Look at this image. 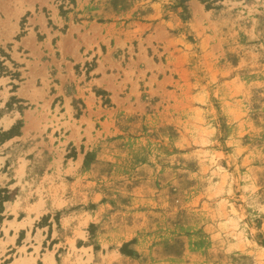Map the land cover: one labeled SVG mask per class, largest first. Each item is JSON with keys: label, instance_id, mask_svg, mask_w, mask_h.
Returning a JSON list of instances; mask_svg holds the SVG:
<instances>
[{"label": "rangeland", "instance_id": "obj_1", "mask_svg": "<svg viewBox=\"0 0 264 264\" xmlns=\"http://www.w3.org/2000/svg\"><path fill=\"white\" fill-rule=\"evenodd\" d=\"M42 231L62 264H264V0H0V264Z\"/></svg>", "mask_w": 264, "mask_h": 264}, {"label": "crops", "instance_id": "obj_2", "mask_svg": "<svg viewBox=\"0 0 264 264\" xmlns=\"http://www.w3.org/2000/svg\"><path fill=\"white\" fill-rule=\"evenodd\" d=\"M43 214H42V216H43ZM17 221L19 222V220H17ZM35 222L36 221L34 220L32 226H34ZM49 228L50 227H48V229ZM20 229H22V228H20ZM23 229H25L26 235H27L29 226L25 227ZM19 230H18V232H20ZM18 232L15 234L13 244L16 243V239H17L18 234H19ZM32 233H31V238H32ZM44 235H45V232L42 231L41 232L42 239L40 240V242L35 241L32 244L33 245L32 249H30V246H28L26 244L27 252L25 254L18 251V250H16V251L13 250V253H11V254L7 253L11 249V245H8V248H7L8 251L6 252L7 256H5L6 259H5L3 264H62L63 259L61 256H64V254H65V253H62V254L60 253V248H62L61 247L62 245L57 243V242L55 243V242L47 241V239L45 238ZM55 238H58V234L54 237L52 236V240ZM45 241H47V243H48L47 248L45 246ZM34 247L35 248L38 247V249H39L38 253H36ZM30 254H32L31 257L29 256ZM57 256L60 257L59 260L57 259ZM94 257H96V255Z\"/></svg>", "mask_w": 264, "mask_h": 264}, {"label": "bare ground", "instance_id": "obj_3", "mask_svg": "<svg viewBox=\"0 0 264 264\" xmlns=\"http://www.w3.org/2000/svg\"><path fill=\"white\" fill-rule=\"evenodd\" d=\"M14 210V209H13Z\"/></svg>", "mask_w": 264, "mask_h": 264}]
</instances>
